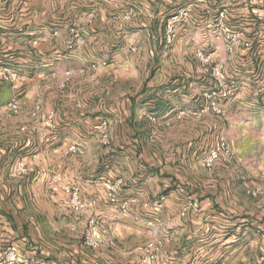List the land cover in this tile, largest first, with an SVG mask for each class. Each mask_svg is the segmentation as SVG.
<instances>
[{
  "label": "crops",
  "instance_id": "1",
  "mask_svg": "<svg viewBox=\"0 0 264 264\" xmlns=\"http://www.w3.org/2000/svg\"><path fill=\"white\" fill-rule=\"evenodd\" d=\"M179 9L191 17L167 46L166 25ZM223 10L250 48L229 53L216 37ZM74 31L84 42L70 50ZM196 37L235 84L224 118L179 114L201 104L194 83L212 85L207 67H161L137 94L127 81L115 87L101 77L112 62L135 69L136 52L177 61L183 40ZM104 121L109 144L101 141ZM219 137L236 158L209 171L204 157ZM72 144L85 155L69 153ZM19 161L27 171L13 177ZM263 172L264 0L0 2V264L9 245L26 264H144L150 254L154 264H264V196L248 194ZM64 184L81 187L94 203L89 212H74ZM90 217L115 246L84 244Z\"/></svg>",
  "mask_w": 264,
  "mask_h": 264
},
{
  "label": "built area",
  "instance_id": "2",
  "mask_svg": "<svg viewBox=\"0 0 264 264\" xmlns=\"http://www.w3.org/2000/svg\"><path fill=\"white\" fill-rule=\"evenodd\" d=\"M1 2V0H0ZM190 14V10L183 9V11L178 12L168 20L166 25L165 31V42L167 46H171L176 39L177 36V29L179 23L183 18H187ZM225 11H221L219 16L217 17V26L221 32V35L225 41V48L229 53H233L236 49L241 47L249 48L251 47V41L248 40L244 33L241 31H234L226 28L225 25ZM84 42V36L79 31L73 32L72 41L69 44V49L73 50L77 48ZM197 59L201 61L204 65L211 64L212 65V75L216 80V88L215 90L206 93L207 95V102L197 112H188L186 110H182L179 112L181 116L187 115H202L205 112L212 111L217 115H224L225 110L221 105V102L227 98H229L233 94V84L225 82L223 71H224V64L222 62H215L211 55L208 53L200 50L197 53ZM70 74V72H68ZM7 76V75H6ZM9 77V76H8ZM13 80L18 82L19 75L15 73ZM15 87L19 88L17 84ZM17 102L13 104V108H17ZM153 122H156L155 117H151ZM102 132L101 136L103 138V142L105 144L109 143L110 141V134H109V124L107 121H104L101 125ZM156 130H153V134H156ZM69 153H73L78 156H82L85 154V148L81 144H72L69 146L68 149ZM236 158V151L232 144L226 137H221L214 146H212L209 152L204 157V165L209 171H213L217 162H223L225 164H231ZM27 171V164L24 161H19L13 168L11 175L13 177H19ZM264 175V172H263ZM264 179V176H263ZM121 180L116 181L112 185L111 188V199L115 201V193L117 191L118 186L120 185ZM64 191L69 195L70 204L74 212L78 214H85L89 212L90 208L93 206V201L83 198L81 187L76 184H64L62 185ZM248 193L259 197L264 196V180L261 184L256 185L248 189ZM165 197L160 198V200L156 201L155 204L158 207L163 205ZM129 203L127 201L123 202L121 205V210L124 213L128 212ZM89 227L88 232L84 236V244L90 248H99L102 245H109L115 246V241L109 236L108 227L99 219L95 217L89 218ZM153 224V222H150ZM5 255V264H26V260H23L17 248L13 245L7 246L4 251ZM156 259V254H150L148 258L144 260V264H154Z\"/></svg>",
  "mask_w": 264,
  "mask_h": 264
},
{
  "label": "rangeland",
  "instance_id": "3",
  "mask_svg": "<svg viewBox=\"0 0 264 264\" xmlns=\"http://www.w3.org/2000/svg\"><path fill=\"white\" fill-rule=\"evenodd\" d=\"M2 1H4V0H1V2ZM181 11H183V9H179L178 10V12H181ZM190 17H191V12H190V14H189V16L187 18H183L181 20V22L179 23V26H178V29H177V37L179 35V32H181L182 35L185 34L184 29L186 28V24L189 22L188 20H190ZM183 25H185V26L183 27ZM226 28L230 29V30H233V29H231V28H229L227 26H226ZM234 31H240V30H234ZM218 32L219 33L216 34V37L218 39H223L224 40L223 36L221 35V32L219 30H218ZM241 32H243V31H241ZM243 33H244L245 37L248 40H250V38H248L246 36L245 32H243ZM183 41L184 42H183V44L180 47V49H182V53L181 54H182L183 57L181 56L180 59H178L177 61H176V59L174 61H171V58H165L164 56L163 57H154V56L153 57H144V56L140 57V56H138L136 54L137 53L136 52V53H133V56H132V59L135 61V64H137L136 65L137 67L135 69L129 70L127 67L124 68L122 63L112 62V63H110L111 65H109V67L106 68L107 70H105V71L103 70L102 71L104 73H101V75H103L101 77L104 80H108V79L111 80V78L113 77L114 78L113 79L114 80L113 83H114L115 87L117 86V84H120L123 81H127V82H129L131 84V88H130L131 92H133L134 94H137L136 92L138 90L137 89L138 84L140 82H142V81L146 82V81L152 79L153 76L156 73H158V71L161 69V67H165L169 71H172V72H175L176 69L179 72L181 67L184 69L187 66H188V68H191V66H194L195 70H201V71L205 70L206 67H207L209 69V71H210L213 83H212V85L210 84L207 87L205 86L206 90H204V88H202L200 86V84L198 83L200 81L196 80V82L194 83V93L196 95L195 98L200 97V100H201V104L197 108L192 110V112H197L200 109H202V107L207 102L206 93H209V92L215 90V88H216V80H215L214 76L212 75V65L211 64L204 65L201 61H199L197 59L196 54L198 53V51L202 50V51L206 52L204 49L201 48L202 47L201 46V42L198 39V37H196L194 39L193 38H189L188 40L184 39ZM206 53H208V52H206ZM208 54L212 56V58L214 59L215 62H222L224 64V71H223L224 80H225V82L233 84V90H235L234 82L232 80H230L229 78H227V76L225 74V63L222 60H220L218 57L213 56L211 53H208ZM202 66H204V67H202ZM171 69H173V70H171ZM208 69H206L204 72H209ZM203 84H205V82H203ZM233 93H234V91H233ZM231 96H233V94ZM223 102H224V100L221 102L222 107H223V104H224ZM208 114L224 118V117L227 116V111L225 110V114L224 115H217V114L213 113L212 111H208V112H205L202 115L194 114L193 116L196 119H199V118H203V116L208 115ZM155 135L156 134L152 133V136H151L150 139H155ZM220 138L221 137L217 138L212 146H214L216 144V142ZM101 141L103 142L102 136H101ZM110 142H111V136H110L109 143ZM119 142H120V144H122V141H121L120 138H119ZM109 143H107V144H109ZM103 144H105V143L103 142ZM85 153H86V151H85ZM84 155H82V156H84ZM262 176H264L263 173H261V180H260L259 184H261L263 182V180H264L262 178ZM259 197H263V196H259Z\"/></svg>",
  "mask_w": 264,
  "mask_h": 264
},
{
  "label": "trees",
  "instance_id": "4",
  "mask_svg": "<svg viewBox=\"0 0 264 264\" xmlns=\"http://www.w3.org/2000/svg\"><path fill=\"white\" fill-rule=\"evenodd\" d=\"M138 107H140L139 104L136 103L135 100H133V102H132V112L134 113L135 110L138 109Z\"/></svg>",
  "mask_w": 264,
  "mask_h": 264
}]
</instances>
